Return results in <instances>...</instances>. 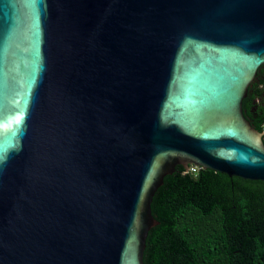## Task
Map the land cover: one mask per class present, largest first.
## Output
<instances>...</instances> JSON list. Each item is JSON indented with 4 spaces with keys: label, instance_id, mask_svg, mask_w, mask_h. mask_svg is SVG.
Wrapping results in <instances>:
<instances>
[{
    "label": "water",
    "instance_id": "obj_1",
    "mask_svg": "<svg viewBox=\"0 0 264 264\" xmlns=\"http://www.w3.org/2000/svg\"><path fill=\"white\" fill-rule=\"evenodd\" d=\"M261 67L264 0H0V264H144L177 165L264 182Z\"/></svg>",
    "mask_w": 264,
    "mask_h": 264
},
{
    "label": "trees",
    "instance_id": "obj_2",
    "mask_svg": "<svg viewBox=\"0 0 264 264\" xmlns=\"http://www.w3.org/2000/svg\"><path fill=\"white\" fill-rule=\"evenodd\" d=\"M264 133V67L243 101ZM264 143V136H263ZM177 165L155 192L144 264H264V182Z\"/></svg>",
    "mask_w": 264,
    "mask_h": 264
},
{
    "label": "built area",
    "instance_id": "obj_3",
    "mask_svg": "<svg viewBox=\"0 0 264 264\" xmlns=\"http://www.w3.org/2000/svg\"><path fill=\"white\" fill-rule=\"evenodd\" d=\"M197 169H199V168L194 166V167L191 168V171L195 172Z\"/></svg>",
    "mask_w": 264,
    "mask_h": 264
}]
</instances>
